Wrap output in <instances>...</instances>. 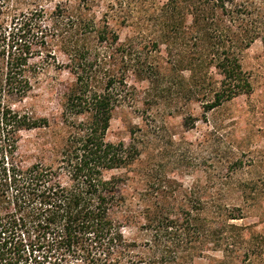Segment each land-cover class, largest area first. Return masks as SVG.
Returning <instances> with one entry per match:
<instances>
[{
	"label": "trees",
	"instance_id": "trees-1",
	"mask_svg": "<svg viewBox=\"0 0 264 264\" xmlns=\"http://www.w3.org/2000/svg\"><path fill=\"white\" fill-rule=\"evenodd\" d=\"M11 6L0 0V264H21L38 243L68 255L95 256L97 264H232L235 256L242 264H256L264 253V235L245 239L243 228L229 222L240 218L235 209L134 208L124 177L111 172L140 155L134 130L128 143L105 138L122 90L114 75L102 89L92 84L76 38L65 47L75 81L60 101L59 122L68 133L54 163L26 161L19 151L21 132L50 127V120L32 115L21 103L54 55L42 56L43 32L29 35L40 17L47 20L45 11ZM158 21V40L168 55L165 69L187 71L192 88L211 93L206 110L251 92L240 54L256 39L264 52V0H167ZM66 25L73 21L51 30L63 34ZM35 56L42 61L33 62ZM126 228L135 229L136 237L126 236Z\"/></svg>",
	"mask_w": 264,
	"mask_h": 264
},
{
	"label": "rangeland",
	"instance_id": "rangeland-1",
	"mask_svg": "<svg viewBox=\"0 0 264 264\" xmlns=\"http://www.w3.org/2000/svg\"><path fill=\"white\" fill-rule=\"evenodd\" d=\"M167 0H5L20 11L42 9L39 26L29 32L45 34L42 56L52 53L38 84L22 101L34 116L47 117L50 127L21 132L19 151L27 162L54 163L67 128L60 121V101L75 78L69 71L66 48L71 39L85 50L82 63L92 84L103 88L114 75L122 98L113 110L105 138L130 141L134 130L140 155L125 168L111 171L125 179L134 208L157 204L172 208L197 204L235 209L245 239L264 235V52L256 39L240 54L252 90L206 110L211 93L192 88L187 71L166 70L168 55L158 40V16ZM73 25L65 32L55 24ZM101 31H106L101 38ZM116 35V38H114ZM40 39L33 38L34 44ZM157 40V41H156ZM1 44V43H0ZM55 60V62H54ZM33 62H41L35 56ZM123 76L124 84L120 83ZM216 79L218 76L214 75ZM190 85V86H189ZM144 221V220H142ZM136 230L124 234L136 237ZM138 238V237H137ZM35 247L21 264H97L96 257L66 254L62 249ZM214 254L220 255L219 252ZM93 255V254H92ZM232 264H242L235 256ZM256 264H264L262 253Z\"/></svg>",
	"mask_w": 264,
	"mask_h": 264
}]
</instances>
